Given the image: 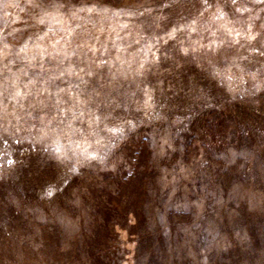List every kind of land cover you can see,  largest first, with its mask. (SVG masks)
<instances>
[{
    "label": "rangeland",
    "instance_id": "374dc122",
    "mask_svg": "<svg viewBox=\"0 0 264 264\" xmlns=\"http://www.w3.org/2000/svg\"><path fill=\"white\" fill-rule=\"evenodd\" d=\"M0 264H264V0H0Z\"/></svg>",
    "mask_w": 264,
    "mask_h": 264
}]
</instances>
